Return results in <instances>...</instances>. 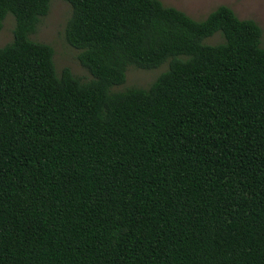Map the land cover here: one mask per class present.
Instances as JSON below:
<instances>
[{
	"label": "trees",
	"instance_id": "16d2710c",
	"mask_svg": "<svg viewBox=\"0 0 264 264\" xmlns=\"http://www.w3.org/2000/svg\"><path fill=\"white\" fill-rule=\"evenodd\" d=\"M50 0H0V264H264V47L218 5L62 0L90 79L32 41ZM219 33L222 41L203 40ZM167 62L145 89L125 68Z\"/></svg>",
	"mask_w": 264,
	"mask_h": 264
},
{
	"label": "rangeland",
	"instance_id": "374dc122",
	"mask_svg": "<svg viewBox=\"0 0 264 264\" xmlns=\"http://www.w3.org/2000/svg\"><path fill=\"white\" fill-rule=\"evenodd\" d=\"M162 5L173 7L185 13L195 21L202 20L211 10L218 5L230 8L238 19L253 20L260 28V47H264V0H158ZM69 6L62 0H50L46 15L40 18L29 39L43 43L52 49V63L56 74L67 68L73 77L80 82L90 79L89 74L76 60L77 51L69 47L63 38L64 24L69 17ZM13 18L6 14L0 29V47L11 39ZM222 38L219 33H214L203 40V43L213 45L220 43ZM167 62L158 67L143 70L134 66L125 68V79L120 85L113 86L111 92H119L129 88L145 89L162 72L165 71Z\"/></svg>",
	"mask_w": 264,
	"mask_h": 264
}]
</instances>
